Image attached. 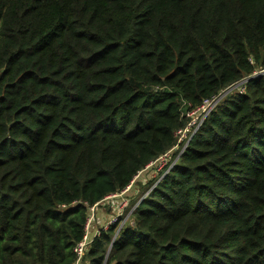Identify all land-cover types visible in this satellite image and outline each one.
Masks as SVG:
<instances>
[{"label": "trees", "instance_id": "16d2710c", "mask_svg": "<svg viewBox=\"0 0 264 264\" xmlns=\"http://www.w3.org/2000/svg\"><path fill=\"white\" fill-rule=\"evenodd\" d=\"M219 95L89 264H264V0H0V264H73Z\"/></svg>", "mask_w": 264, "mask_h": 264}, {"label": "built area", "instance_id": "2783aa9c", "mask_svg": "<svg viewBox=\"0 0 264 264\" xmlns=\"http://www.w3.org/2000/svg\"><path fill=\"white\" fill-rule=\"evenodd\" d=\"M238 85L239 84H236L235 86H238ZM222 95L215 96V97H212L211 99L205 100L204 103L199 108H197L196 110L192 111L189 114L192 117L191 121L184 128L179 129L177 131L178 139H177L176 145L174 147H172L169 151H167L165 154H163L161 157H159V159H157V160H161L163 162L164 168L168 164H169V166H172L175 163L176 159L172 161V156H170V153L172 154L173 151H178V150L181 153L184 150L185 146L187 145L188 141L190 140V138L192 137L194 132L198 129V127L200 126V124L202 123L204 118L211 112V110L214 108V106L219 102V100L221 99ZM169 157H170V160H169ZM153 163H151V164H153ZM131 186H132V184H130L120 194H113V195H110V196L122 195L126 191H128L131 188ZM110 196L107 197V199L111 198ZM96 207L97 206H93L91 208V211H93V212L90 214V216H89V218L87 220V223H86V226H85L84 237H83V239L80 242L77 243V245L74 248V251L76 253V259L73 262V264H83L84 263V257L87 254V252L89 251V247H90V244H91L93 238L96 237V236H99L101 234V228H97L95 230V232L93 231V229L95 227L94 226V224H95L94 221H95V218H96V216H95ZM120 215H122V214H120ZM120 215L119 214L112 215L110 220H108L107 223H105L103 225L102 229L103 228L107 229L110 225L117 224ZM127 218H128V216H126V218H124L121 221V226L125 223Z\"/></svg>", "mask_w": 264, "mask_h": 264}, {"label": "rangeland", "instance_id": "374dc122", "mask_svg": "<svg viewBox=\"0 0 264 264\" xmlns=\"http://www.w3.org/2000/svg\"><path fill=\"white\" fill-rule=\"evenodd\" d=\"M238 86H235L234 88H238ZM174 152L175 151H173L172 154ZM172 154L170 153V156L173 157ZM169 160H170V157H169ZM163 168L164 166L161 160L155 161L153 164L148 166V168H146L142 173L139 174L140 177L138 179H141V180L137 185L134 184L128 191H126L122 195L110 196L111 198L107 199V201L101 204V206L96 207L95 209L96 218L94 221L95 223L94 226H99L100 225L99 222H102L104 224L105 221L103 220H106L107 217L110 218L112 217V215L123 214L126 207H128L130 203L135 204V202L138 200L137 198L145 192L146 182L158 176L159 171H162ZM128 192H129V195L128 196L125 195ZM92 212L93 211H91V213Z\"/></svg>", "mask_w": 264, "mask_h": 264}, {"label": "crops", "instance_id": "0c3cea01", "mask_svg": "<svg viewBox=\"0 0 264 264\" xmlns=\"http://www.w3.org/2000/svg\"><path fill=\"white\" fill-rule=\"evenodd\" d=\"M105 201H107V199H106ZM110 218H111V217H110ZM110 218L107 217L106 220H103V221H105V223H107V221L110 220ZM105 223H104V224H105ZM99 224H100L99 226H95V227H94V229H93L94 232H95V230H96L97 228H101V226H102L103 223H102V222H99ZM83 264H89V262L86 260V261H84Z\"/></svg>", "mask_w": 264, "mask_h": 264}, {"label": "water", "instance_id": "95a60500", "mask_svg": "<svg viewBox=\"0 0 264 264\" xmlns=\"http://www.w3.org/2000/svg\"><path fill=\"white\" fill-rule=\"evenodd\" d=\"M233 88V87H232ZM231 90V89H230Z\"/></svg>", "mask_w": 264, "mask_h": 264}]
</instances>
